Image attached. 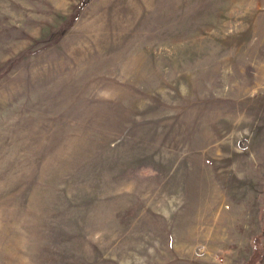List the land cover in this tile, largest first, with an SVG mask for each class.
Listing matches in <instances>:
<instances>
[{"label":"rangeland","instance_id":"obj_1","mask_svg":"<svg viewBox=\"0 0 264 264\" xmlns=\"http://www.w3.org/2000/svg\"><path fill=\"white\" fill-rule=\"evenodd\" d=\"M256 237L264 264V0H0V264Z\"/></svg>","mask_w":264,"mask_h":264},{"label":"trees","instance_id":"obj_2","mask_svg":"<svg viewBox=\"0 0 264 264\" xmlns=\"http://www.w3.org/2000/svg\"><path fill=\"white\" fill-rule=\"evenodd\" d=\"M71 19L72 20L75 19V16L73 15ZM254 244H255L254 251L246 264H258L260 260L262 259L263 254H262V250L260 247V244H261L260 237L255 238Z\"/></svg>","mask_w":264,"mask_h":264}]
</instances>
